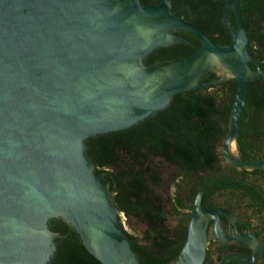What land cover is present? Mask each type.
<instances>
[{"label": "water", "instance_id": "1", "mask_svg": "<svg viewBox=\"0 0 264 264\" xmlns=\"http://www.w3.org/2000/svg\"><path fill=\"white\" fill-rule=\"evenodd\" d=\"M242 4L225 3L231 44L223 47L177 17L171 0L146 7L141 0H0V264L51 263L65 239L48 228L51 219L73 228L101 264H140L102 182L107 173H96L84 142L154 117L177 95L234 80L221 153L237 170L264 171V160L244 161L237 151L249 85L264 81L261 63L249 55ZM172 32L197 38L201 48L188 59L146 67L143 59L156 49L190 45ZM209 73L220 79L200 84ZM223 180L240 182L216 178L199 188L173 264H204L211 221L218 241L253 251L220 264H256L262 256V241L248 224L225 209L202 206L205 190ZM222 216L249 232H224Z\"/></svg>", "mask_w": 264, "mask_h": 264}, {"label": "trees", "instance_id": "2", "mask_svg": "<svg viewBox=\"0 0 264 264\" xmlns=\"http://www.w3.org/2000/svg\"><path fill=\"white\" fill-rule=\"evenodd\" d=\"M179 1L190 5L194 12L210 7L193 24L215 45L231 44V35L222 23L223 2L212 4L200 0L195 5L196 0ZM242 20L248 31L249 55L261 63L264 71V0H243ZM182 38L190 45H178L175 49L180 55L152 56L147 66L182 61L201 48L197 38L188 34ZM250 68L253 72L258 70L255 65ZM219 79L217 74L209 73L200 84ZM236 91V82L231 80L183 93L175 96L165 110L128 130L86 141L87 155L96 173L106 169L115 172L116 187L112 185V195L120 213L145 227L140 235L126 232L140 264H173L178 259L186 242L198 190L213 179L232 178L240 182L223 180L208 187L202 199L204 208H223L257 225L264 222V171L237 170L226 163L221 153ZM239 134V157L244 161L264 160V81L249 85ZM163 166L174 171L166 199L157 193L166 173ZM170 217L177 218L176 226L169 224ZM51 227L53 233L65 239L49 264H101L64 221H52ZM213 245L208 243L204 264H215ZM244 253L251 254L248 249ZM222 259L220 256L217 263Z\"/></svg>", "mask_w": 264, "mask_h": 264}, {"label": "flooded vegetation", "instance_id": "3", "mask_svg": "<svg viewBox=\"0 0 264 264\" xmlns=\"http://www.w3.org/2000/svg\"><path fill=\"white\" fill-rule=\"evenodd\" d=\"M208 1L211 2L212 4L218 3L219 1L223 2L224 3V5H223V14H224V6H225V3H226L227 0H208ZM199 3H200V0H196L195 1V5H198ZM141 4L143 6H145V7L146 6H157V5H159V0H141ZM189 8H190V10H189ZM209 8L210 7H208V6H204V7H201L200 9H198L197 11L194 12L190 5L184 4V3H182L179 0H171V10H172V12L177 17L183 18L184 21L190 22L192 24L199 19L200 13L203 10L209 9ZM200 10H202V11H200ZM242 10H243V4H242V8H241V14H242ZM197 12H199L198 15H196ZM192 15L195 16L194 19L190 18ZM231 17H232V20H233V18L235 19L234 14H232ZM222 23L225 25L224 17L222 18ZM170 35L174 36V37L182 38V35H184V33L172 32ZM177 46L178 45L156 49L148 57L144 58L142 63L146 67H148L147 66V61H148L149 57H152V56H154L156 58L166 57L165 55H172L173 57H177L178 55H180V53H178L176 51L177 49H175ZM163 63H166V62H163ZM158 64H162V63H158ZM158 64H155V65H158ZM152 66H154V65H152ZM152 66H150V67H152ZM85 143H86V141L84 142V147H85ZM85 150H86V153H87L86 147H85ZM100 173H107L106 175H104V177L102 179V182L105 183V184H109V194H110L111 198L114 200V203H115V198L112 195V185H113V187H116V181L114 179L115 172L112 169H106V170H103V171L99 172V174ZM163 179H164L163 184L167 183V185H169L170 176H168L167 173L164 174ZM119 215H124V214L120 213ZM233 216L236 217L238 220L248 224L251 227L252 232H254L256 234V236H258L261 239L262 244L264 246V222H260L259 225H257L255 223L248 222L246 219H241L237 215H233ZM119 218H120V216H119ZM221 219H222V224H223V230L226 233H236V232H238L240 234H246V233L249 232V229L244 224L231 223L228 219H225L224 216H222ZM58 220L59 219H51V220H49L48 224H47L48 228L51 230L52 221H58ZM208 243H214V245H213V247L211 249V252L213 254V259H214V263L215 264H220L222 262L221 261L220 263H217V259L220 256H222L223 259H224L226 256L232 255V254H240V255H244V256H248V257L252 256V254H253L252 249L248 245H245L243 243H239V242L222 243V242L218 241L215 238L214 226H213V222L212 221L209 223V226H208ZM246 249L250 250V252H251L250 255H246L244 253V251ZM231 263H235V262H231ZM256 264H264V252H263L262 256L257 260Z\"/></svg>", "mask_w": 264, "mask_h": 264}, {"label": "rangeland", "instance_id": "4", "mask_svg": "<svg viewBox=\"0 0 264 264\" xmlns=\"http://www.w3.org/2000/svg\"><path fill=\"white\" fill-rule=\"evenodd\" d=\"M235 150L236 149L234 148V151ZM163 168L166 170V173H167L168 176H171V175L174 174V171L172 169H169V168H167L165 166H163ZM168 186L169 185H167V183H164L162 185V187L157 190V193L160 196H162L164 199H166L167 195L170 194V192L167 191L168 190ZM167 211H170V207L167 208ZM119 216H120V220L122 222V225H123V227H124V229H125V231L127 233L140 235L145 230V227L142 224L137 223V221L131 220V219H127L124 215H119ZM177 223H178L177 218H175V217H170L169 218V224L172 227L176 226Z\"/></svg>", "mask_w": 264, "mask_h": 264}, {"label": "bare ground", "instance_id": "5", "mask_svg": "<svg viewBox=\"0 0 264 264\" xmlns=\"http://www.w3.org/2000/svg\"><path fill=\"white\" fill-rule=\"evenodd\" d=\"M232 150H234V145L232 146Z\"/></svg>", "mask_w": 264, "mask_h": 264}]
</instances>
